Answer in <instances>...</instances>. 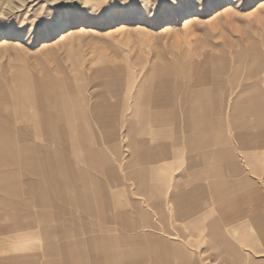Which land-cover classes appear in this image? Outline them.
Instances as JSON below:
<instances>
[{
	"label": "crops",
	"instance_id": "obj_1",
	"mask_svg": "<svg viewBox=\"0 0 264 264\" xmlns=\"http://www.w3.org/2000/svg\"><path fill=\"white\" fill-rule=\"evenodd\" d=\"M138 77L0 76V264H264L263 38Z\"/></svg>",
	"mask_w": 264,
	"mask_h": 264
},
{
	"label": "rangeland",
	"instance_id": "obj_2",
	"mask_svg": "<svg viewBox=\"0 0 264 264\" xmlns=\"http://www.w3.org/2000/svg\"><path fill=\"white\" fill-rule=\"evenodd\" d=\"M251 35L264 40V0H0V76L91 77L114 61L139 79L164 54L201 58Z\"/></svg>",
	"mask_w": 264,
	"mask_h": 264
},
{
	"label": "bare ground",
	"instance_id": "obj_3",
	"mask_svg": "<svg viewBox=\"0 0 264 264\" xmlns=\"http://www.w3.org/2000/svg\"><path fill=\"white\" fill-rule=\"evenodd\" d=\"M191 12V10H187V13H190ZM194 18V17H193ZM192 20H194V19H191V20H189V21H187V23L188 22H190V21H192ZM65 26H66V24H63L62 26H61V28H65ZM168 29V28H167ZM166 29V30H167ZM169 30V29H168ZM58 30L56 29V32H57Z\"/></svg>",
	"mask_w": 264,
	"mask_h": 264
}]
</instances>
